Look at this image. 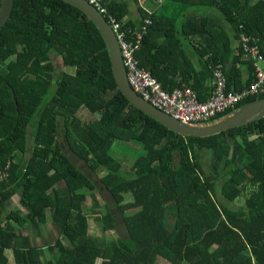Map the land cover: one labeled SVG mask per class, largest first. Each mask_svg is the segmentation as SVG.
<instances>
[{
	"label": "trees",
	"instance_id": "16d2710c",
	"mask_svg": "<svg viewBox=\"0 0 264 264\" xmlns=\"http://www.w3.org/2000/svg\"><path fill=\"white\" fill-rule=\"evenodd\" d=\"M132 1L136 21L128 0L99 5L120 28L151 19L135 55L166 91L188 86L204 100L216 62L224 65L227 90L253 81L251 61L231 48L223 22L233 37L239 30L257 36L264 52V0H148L163 1L153 11L145 0ZM171 2L185 8L176 12ZM189 9L200 14L189 16ZM191 35L201 41L199 69L187 56ZM52 54L71 71L56 72ZM240 63L248 70L243 83ZM259 98L264 94L235 108ZM81 108L91 120L81 119ZM128 141L143 152L124 170L115 147ZM76 159L91 175L103 172L101 186L115 204L116 211L96 216L100 234L90 232L86 212L88 196L99 204L98 189ZM6 165L0 204L18 192L25 212L13 207L0 217V264L8 248L15 264H156L160 257L168 264H264V117L206 137L168 129L120 91L98 27L64 0H14L0 28V169ZM116 220L125 237L105 234ZM47 222L56 237L44 246L22 234L39 233Z\"/></svg>",
	"mask_w": 264,
	"mask_h": 264
},
{
	"label": "built area",
	"instance_id": "2783aa9c",
	"mask_svg": "<svg viewBox=\"0 0 264 264\" xmlns=\"http://www.w3.org/2000/svg\"><path fill=\"white\" fill-rule=\"evenodd\" d=\"M104 15L107 10L100 7L99 0H89ZM108 22L113 28L121 48L124 64L128 70V79L132 87L144 99L183 122L205 124L213 121L222 112L233 109L244 98L264 94V52L261 51L258 38L242 31L239 38V51L244 60L251 61L254 71L253 81L241 90H227L223 65H212L210 94L199 100L197 93L188 86L175 87L170 92L164 90L149 71L140 68L135 52L142 45L143 35L152 24L150 18L131 27H123L114 15L108 14ZM9 165L0 169V180L9 174Z\"/></svg>",
	"mask_w": 264,
	"mask_h": 264
},
{
	"label": "water",
	"instance_id": "95a60500",
	"mask_svg": "<svg viewBox=\"0 0 264 264\" xmlns=\"http://www.w3.org/2000/svg\"><path fill=\"white\" fill-rule=\"evenodd\" d=\"M14 0H0V28L7 22ZM81 10L98 27L106 42L113 78L130 103L168 129L185 136L206 137L219 134L264 117V98L244 102L238 108L205 124L184 123L143 100L130 86L116 34L105 16L89 0H64Z\"/></svg>",
	"mask_w": 264,
	"mask_h": 264
},
{
	"label": "rangeland",
	"instance_id": "374dc122",
	"mask_svg": "<svg viewBox=\"0 0 264 264\" xmlns=\"http://www.w3.org/2000/svg\"><path fill=\"white\" fill-rule=\"evenodd\" d=\"M128 4H129V8H130V14H136L138 16L139 14H138L137 8L135 9V7H134L133 1L128 0ZM240 28L242 29L241 25H240ZM241 31L243 33L249 35V36H253V37L258 38L255 35L246 33L243 30H239L238 36L235 37L237 40V43H239ZM52 57L55 60L54 64H55L56 72L63 71V70L71 71L70 67H65L62 65L59 57H56L54 54H52ZM230 90H234V89H230ZM77 114L81 117V119H84L85 121H89L92 118V116L89 114V112L84 108H81L80 110H78ZM214 120H216V118ZM208 123H210V122H208ZM63 142H64V144H66L64 140H63ZM66 146L67 147H66L65 151L68 152L69 146L68 145H66ZM115 149H116V157L121 160L122 167L124 170H128L130 168V165H131L134 157L143 152L141 145H139V143H136L134 141H130V142L128 141L126 144L118 143L116 145ZM27 153H28V151H27ZM207 156H208V154H207V152H205V153L201 154L200 158L204 162H207V160H208ZM75 162L79 167H81V169H83V171L87 175H90L91 179L94 181V183L98 189L95 191L96 197L94 199H95V201L97 199L99 204H97L96 206H93V202H92L90 196H88V201L86 203V205H87L86 206V212H87L88 219H89L90 232L94 233V234H100V230L98 229V224H97L95 218H96V216L101 215L103 212H105V210H107L108 208L112 211H116L114 209L115 208L114 201L112 200L109 193L106 190H104L101 186L99 178H100V176L103 175V172H101L97 175H91L87 166L84 165L83 162H81L78 159H76ZM124 197H125L124 201H126V202L132 200V196L130 194H125ZM16 199H17V197H16ZM130 211H133V210H130ZM39 229H40L39 235L34 238V239H36L35 240L36 244H40V245L44 246L48 242H51L55 239L56 231L50 223L47 222V223L43 224L42 226L39 227ZM30 233H32V232H30ZM105 234L109 237H114V236H119L121 238L125 237L126 231L124 229V226H123L121 220H116L115 229H110ZM95 264H101V258H98L96 260ZM156 264H168V262L160 257Z\"/></svg>",
	"mask_w": 264,
	"mask_h": 264
},
{
	"label": "crops",
	"instance_id": "0c3cea01",
	"mask_svg": "<svg viewBox=\"0 0 264 264\" xmlns=\"http://www.w3.org/2000/svg\"><path fill=\"white\" fill-rule=\"evenodd\" d=\"M147 1L148 0H145V7L149 9V11H153L154 9L158 8L160 9L161 7V4L163 1H161L160 3H157V1H155V3H151L150 5L147 4ZM160 4V5H159ZM175 4H178L176 5V12L179 11V9H184L185 8V5L179 3V2H171L168 4L169 7H172L173 5ZM158 6V7H157ZM134 7L136 9V6L134 4ZM167 15L170 14L171 15V11L167 10L165 12ZM212 13L214 16H216L217 14V11L216 10H212ZM200 12H194L192 9H189L187 11V15L189 16H194V15H199ZM133 16V17H132ZM130 17L133 18L135 21L139 19V15L137 16L136 14H130ZM222 20H220L221 22ZM223 25L225 26V28L227 29L229 35L231 36V39H230V46L231 48L234 50V52H236L235 48L238 46V43H237V40L235 37H233V31L232 29L230 28V26L226 23V22H223ZM199 36L197 35H191L189 36V38L187 39V41L189 42L188 45H187V56L190 58V61L192 63V65L196 68V69H199L201 67V63H202V60L199 53H198V50L196 48H198L199 45L198 42H201L199 41ZM258 43H259V46H260V40L258 38ZM238 52V51H237ZM243 59V58H242ZM244 60V59H243ZM221 63V62H219ZM222 64V63H221ZM223 65V64H222ZM240 69H241V74H240V80L243 82L246 81V79L248 78V70L245 66L244 63H240L239 65ZM223 68H224V65H223ZM210 81H211V78L208 79L206 81V86H207V91L206 93L204 94V97L205 99L209 96L210 94ZM17 197V199H16ZM13 207H16V209L20 210L21 213L23 214L25 212V209L22 207V205L19 203V193L16 192L14 195H12L10 197V199L8 201H6L5 203H1L0 204V217H5L7 212L12 209ZM6 220V219H5ZM32 232L31 229H28V228H22V234L24 235H28L29 236V241L33 244V245H38L40 246V244H36L35 243V240L34 239L35 237H37L40 233V229H39V233H30ZM33 235V236H32ZM5 254L7 255L8 257V262L7 264H15V260H14V256H13V251L12 249L8 248L6 249L5 251Z\"/></svg>",
	"mask_w": 264,
	"mask_h": 264
},
{
	"label": "bare ground",
	"instance_id": "6f19581e",
	"mask_svg": "<svg viewBox=\"0 0 264 264\" xmlns=\"http://www.w3.org/2000/svg\"><path fill=\"white\" fill-rule=\"evenodd\" d=\"M10 17V16H9ZM120 51H121V48H120ZM136 53V52H135ZM121 57H122V62H123V65H124V67H125V69H126V75H127V79H128V70H127V67L125 66V64H124V60H123V56H122V52H121ZM135 58H136V55H135ZM137 59V58H136ZM137 61H138V59H137ZM138 66H139V62H138ZM140 67V66H139ZM141 68V67H140ZM145 70H147V69H145ZM147 71H149V70H147ZM150 72V71H149ZM152 75V74H151ZM153 76V75H152ZM154 77V76H153ZM155 78V77H154ZM156 79V78H155ZM157 80V79H156ZM158 81V80H157ZM128 82H129V79H128ZM129 84H130V86L132 87V85H131V83L129 82ZM161 84V83H160ZM162 86V85H161ZM163 88V87H162ZM132 89L143 99V100H145V101H147V102H149L150 104H152L150 101H148V100H146V99H144L143 98V96L140 94V93H138L133 87H132ZM165 90V89H164ZM169 92V91H168ZM153 105V104H152ZM154 106V105H153ZM156 107V106H155ZM156 108H158V107H156ZM158 109H160V108H158ZM233 109H235V107L233 108ZM232 109V110H233ZM160 110H162V109H160ZM163 111V110H162ZM165 112V111H164ZM165 113H167V112H165ZM167 114H169V113H167ZM170 115V114H169ZM171 117H173L172 115H170ZM174 118V117H173ZM174 119H176V118H174ZM176 120H179V119H176ZM180 121V120H179ZM181 122H183V121H181ZM184 123H191V122H184ZM192 124H198V123H192ZM5 178V177H4ZM4 178H2L1 179V181L4 179Z\"/></svg>",
	"mask_w": 264,
	"mask_h": 264
}]
</instances>
